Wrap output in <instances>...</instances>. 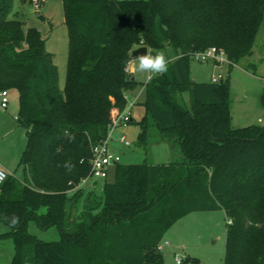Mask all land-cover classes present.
Returning a JSON list of instances; mask_svg holds the SVG:
<instances>
[{
    "label": "trees",
    "instance_id": "1",
    "mask_svg": "<svg viewBox=\"0 0 264 264\" xmlns=\"http://www.w3.org/2000/svg\"><path fill=\"white\" fill-rule=\"evenodd\" d=\"M61 1L62 85L41 32L17 17L14 0H0V90L18 92L14 119L27 138L17 163L23 178L7 174L0 184L8 227L0 238L13 243L11 264H162L164 232L188 213L215 209L231 221L222 264H264V124L233 127L228 78L198 82L189 71L193 54L209 47L225 51L228 68L251 56L264 0ZM141 45L169 47L174 58L145 83L139 143L168 141L177 157L118 162L96 195L81 180L126 92L141 83L126 70ZM184 92L187 107L177 99ZM29 221L56 227L58 239L31 234Z\"/></svg>",
    "mask_w": 264,
    "mask_h": 264
},
{
    "label": "rangeland",
    "instance_id": "2",
    "mask_svg": "<svg viewBox=\"0 0 264 264\" xmlns=\"http://www.w3.org/2000/svg\"><path fill=\"white\" fill-rule=\"evenodd\" d=\"M17 17L23 20L26 26L36 27L45 39L46 48L54 55V63L58 68L59 82L62 85L66 73L67 59V32L63 22V8L61 0H41L37 10L32 9V0H14V10ZM43 16V19L40 17ZM253 54L239 63L228 68L227 62L220 66L211 63L191 60L189 71L192 80L202 82L210 81L212 72L221 73L228 78L230 89V111L232 126L235 128L264 124V22H262L253 45ZM168 57L169 62L174 58L171 48L161 50ZM135 80L141 83L127 97V103L136 99H144V87L149 77L147 74H132ZM137 96V97H136ZM178 101L189 106L188 92L177 96ZM134 121L127 122L113 128L107 137V148L111 153L120 156L119 163H169L177 157V147L168 141L151 140L147 149L139 143L138 134L140 126L138 121L144 106L141 103L132 105ZM1 108V107H0ZM18 108V92L16 89L8 90V107L2 109L11 115L10 123L15 126L14 116ZM6 125L1 122L0 126ZM18 126V125H17ZM151 137L157 132L150 130ZM20 132V131H19ZM18 131H12L2 139L0 144L18 147ZM124 136L129 145L120 141ZM8 148V146H5ZM8 174V173H7ZM114 179V165L109 167L107 181ZM95 182V194L100 195L104 180L90 178L88 183ZM83 198L78 205L81 208ZM227 219L223 209L209 211H195L188 213L175 221L165 232L158 245L163 257L162 264H222L225 255V233ZM8 227L0 222V234L7 231ZM28 231L36 237L45 240L58 239V231L52 226L40 229L34 221L28 222ZM158 249V248H157ZM13 243L10 238H0V264H11ZM181 258V262L177 259ZM31 264V263H28Z\"/></svg>",
    "mask_w": 264,
    "mask_h": 264
},
{
    "label": "built area",
    "instance_id": "3",
    "mask_svg": "<svg viewBox=\"0 0 264 264\" xmlns=\"http://www.w3.org/2000/svg\"><path fill=\"white\" fill-rule=\"evenodd\" d=\"M39 2L40 0H32V9L37 10L39 8ZM193 59L205 62V63H211L213 66H220L224 62H227V65L229 64V60L226 56V53L221 48L216 47H209L205 50L197 51L193 54ZM130 67L127 66L126 70L129 71ZM149 77L147 78V80ZM221 80H224V76L221 73H212L210 77V81L212 82H219ZM125 98L127 100V96L125 94ZM133 102L127 103L125 109L119 113V115L116 117V119L112 122L110 131L119 126V125H125L127 122L130 121V115H129V108L133 105ZM0 107L2 109H6L8 107V90H0ZM108 133V135H109ZM108 137V136H107ZM107 139L103 141L102 143L96 145L92 149V158H91V169L90 174L88 177L83 178L81 180V184H86L90 178H101L104 179L107 174L109 167L118 163L120 160V156L117 153H111L108 151L107 148ZM120 141L124 145H129V142L125 140V137L122 135L120 136ZM7 177V172L5 169L0 167V184L4 182V180ZM230 220H227V223H230ZM158 249L161 248L160 245L157 246ZM178 262H181V258L179 257L177 259Z\"/></svg>",
    "mask_w": 264,
    "mask_h": 264
},
{
    "label": "crops",
    "instance_id": "4",
    "mask_svg": "<svg viewBox=\"0 0 264 264\" xmlns=\"http://www.w3.org/2000/svg\"><path fill=\"white\" fill-rule=\"evenodd\" d=\"M129 72L131 74H133L131 67L129 69ZM132 92H133V90L127 91L126 96L129 98V96L132 94ZM143 100L144 99H142V100L136 99L135 101H132V102L135 105L137 103L142 104ZM132 109H133V107L131 106L129 108V115H130V118L134 120L135 117L133 115ZM3 110L0 108V119H1V122L2 123L5 122L6 125L0 126V143L2 142V139H4V137L7 136V134L9 132L17 130L18 131V133H17L18 147L14 148V145H9V144L7 145L6 144L3 146L2 144H0V167L5 169V171L8 174H12V175L18 177L19 179H22L23 178V172H22L21 168L17 167V163H18L19 158H20V156H21V154L25 148V145H26V139H27L26 138V132L22 127L17 126V125L15 126L14 124H12V122L10 123V120L12 119L11 115L9 113L3 111ZM17 110H18V108H17ZM144 113H145V111H144ZM144 113H141V115H140L141 118L143 117ZM5 146H8V148H5ZM84 188L85 189L89 188L91 190H94V193H95V188H96L95 182H90V183L87 182L86 184H84Z\"/></svg>",
    "mask_w": 264,
    "mask_h": 264
},
{
    "label": "clouds",
    "instance_id": "5",
    "mask_svg": "<svg viewBox=\"0 0 264 264\" xmlns=\"http://www.w3.org/2000/svg\"><path fill=\"white\" fill-rule=\"evenodd\" d=\"M137 55L132 54V58L127 62V66L137 74H147L149 78L157 75H162L168 71L169 59L161 50H156L154 53L149 49H137ZM7 219V217H5ZM19 223V218L13 216L10 221V226H16Z\"/></svg>",
    "mask_w": 264,
    "mask_h": 264
},
{
    "label": "water",
    "instance_id": "6",
    "mask_svg": "<svg viewBox=\"0 0 264 264\" xmlns=\"http://www.w3.org/2000/svg\"><path fill=\"white\" fill-rule=\"evenodd\" d=\"M137 49H148V47L145 46V45H141V46H138V47L134 48V49L131 51V56H132V54H133L134 56L138 54V52H135ZM71 212H72V205L70 204L69 207H68V217H70Z\"/></svg>",
    "mask_w": 264,
    "mask_h": 264
}]
</instances>
